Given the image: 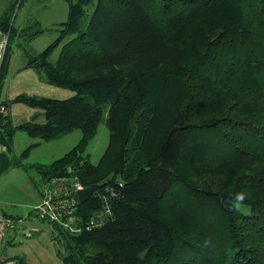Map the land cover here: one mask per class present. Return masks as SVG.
Returning <instances> with one entry per match:
<instances>
[{
  "label": "trees",
  "instance_id": "1",
  "mask_svg": "<svg viewBox=\"0 0 264 264\" xmlns=\"http://www.w3.org/2000/svg\"><path fill=\"white\" fill-rule=\"evenodd\" d=\"M67 1L58 38L27 68L75 95L20 96L45 122L10 127L47 142L81 130L40 174L73 165L85 187L124 186L115 223L63 234V264H264V0ZM0 28L16 33L6 15ZM104 122L94 165L85 153ZM12 166L24 165L2 171ZM102 207L92 198L77 214L85 223Z\"/></svg>",
  "mask_w": 264,
  "mask_h": 264
},
{
  "label": "rangeland",
  "instance_id": "2",
  "mask_svg": "<svg viewBox=\"0 0 264 264\" xmlns=\"http://www.w3.org/2000/svg\"><path fill=\"white\" fill-rule=\"evenodd\" d=\"M93 8L94 6L89 7L87 13L90 14ZM69 12L70 7L67 0H0V18L6 15V19H10L16 30L15 35L9 37L7 48L11 47V55L3 83H0V101L8 106L7 115L0 116L5 117L3 121L4 125L6 124L5 128H0V145L2 149L5 148L0 153V210L8 213L9 216H7L15 221V228L8 232L7 250H4V254L18 264H63L62 257L66 254L63 234L76 236L82 232L71 233L69 227L51 225L47 222L38 224L39 220L31 213V208L37 204V192L44 191L40 171H45V168L64 154L54 148V143L66 141V146L73 149L80 142L82 131L72 132L65 138L67 140L49 142L32 138L25 132H18L14 152L12 144L15 134L11 128L12 124L10 127L9 119V108L11 107L14 124L33 120L40 124L45 122L42 109L14 102L20 96L65 100L69 94L75 95L68 89L48 84L45 74L41 71L27 68L29 55L40 54L58 38L59 31L63 29L62 24L69 18ZM39 30L42 33L37 35ZM61 50L62 46L53 52L50 57L51 62L58 60ZM1 54L4 56L5 51L0 48ZM107 117L108 111H106ZM109 140L110 132L104 122L100 125L98 134L85 153L86 156L89 155L91 163L96 165L103 152L106 151L105 149L108 148ZM33 141H41L42 144L37 149H33L27 158H24L23 153L31 147L29 145ZM4 162L5 164L18 162L24 166H12L4 172L2 171ZM68 166H66L65 173L58 172L53 177L75 175L73 165ZM112 179L115 184L123 183L114 176ZM93 188L97 189L98 186ZM78 218H80L79 224H82L84 215L80 213ZM116 221L117 216L115 215L114 222L111 224ZM34 225L36 227H33Z\"/></svg>",
  "mask_w": 264,
  "mask_h": 264
},
{
  "label": "built area",
  "instance_id": "3",
  "mask_svg": "<svg viewBox=\"0 0 264 264\" xmlns=\"http://www.w3.org/2000/svg\"><path fill=\"white\" fill-rule=\"evenodd\" d=\"M10 34L0 29V48L5 52L9 41ZM5 55V54H4ZM2 54L0 55V70L3 61ZM8 106L0 101V116L7 115ZM5 148H1L0 153ZM114 186L115 188H113ZM98 187L95 189L92 198H98L103 201L102 210L95 213L85 223L79 224L78 218L79 191L85 189V186L75 175L52 177L44 185L43 197L40 203L31 208V213L42 222H47L51 225L69 227L71 233H78L83 230H92L100 228L114 221L111 201L114 198L122 196L123 183L116 185ZM74 224V225H73ZM15 228V221L9 218L2 210H0V264H18L15 260L4 254L6 248L7 235L10 229Z\"/></svg>",
  "mask_w": 264,
  "mask_h": 264
},
{
  "label": "crops",
  "instance_id": "4",
  "mask_svg": "<svg viewBox=\"0 0 264 264\" xmlns=\"http://www.w3.org/2000/svg\"><path fill=\"white\" fill-rule=\"evenodd\" d=\"M73 96V94H69L68 95V97L67 98H70V97H72ZM67 98H65V99H67ZM9 119H10V121H11V124L13 125V126H18V125H21V124H23V123H25V122H23V123H18V124H14V122H13V118H12V113H11V107L9 108ZM42 124V123H41ZM19 132H23V131H19ZM17 133L18 132H16L15 133V135H14V141H13V144H12V150L15 152V142H16V137H17ZM27 134V133H26ZM71 134V133H70ZM70 134H68V135H70ZM28 135V134H27ZM68 135H66V136H64L62 139L60 138V139H58V140H67V139H65ZM60 142V141H59ZM33 144H37V146L34 148V149H37L38 147H40L41 146V141H37V142H32L29 146H31V145H33ZM55 144V146H54V148L56 149V150H60V151H62L61 153H64L63 154V156H61L60 158H62V157H64L70 150H72V148H69L70 146H66L67 145V142L66 141H62V143H54ZM60 144H62V145H60ZM108 145V144H107ZM67 147V148H66ZM107 148V147H106ZM106 150V149H105ZM105 152V151H104ZM104 152H103V154H104ZM103 154H102V156H103ZM102 156L100 157V159H99V161L96 163V165L100 162V160H101V158H102ZM60 158H58V159H60ZM90 158V157H89ZM58 159H56V160H58ZM55 161V160H54ZM93 163V162H92ZM95 164V163H94ZM24 170V169H23ZM41 179H42V181H43V185H45L47 182H48V180H50V179H46V178H44L43 176H41ZM44 188V187H43ZM42 193H43V191H38L37 192V198H38V200H37V204L38 203H40L41 202V198H42ZM36 205V204H35ZM5 214H7L8 216H9V214L8 213H6V212H4ZM11 216V215H10ZM13 219H14V216L12 217ZM40 223H43V222H39L38 221V224H40ZM44 224V223H43ZM33 227H36V225H34ZM5 250H7L6 248H5Z\"/></svg>",
  "mask_w": 264,
  "mask_h": 264
},
{
  "label": "water",
  "instance_id": "5",
  "mask_svg": "<svg viewBox=\"0 0 264 264\" xmlns=\"http://www.w3.org/2000/svg\"><path fill=\"white\" fill-rule=\"evenodd\" d=\"M94 191H95V188L93 187H86L85 189L79 191V198H80L81 204L87 203L89 199L92 197Z\"/></svg>",
  "mask_w": 264,
  "mask_h": 264
}]
</instances>
